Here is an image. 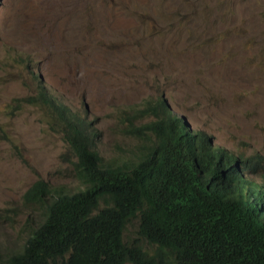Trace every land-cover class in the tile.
<instances>
[{
    "label": "rangeland",
    "instance_id": "rangeland-1",
    "mask_svg": "<svg viewBox=\"0 0 264 264\" xmlns=\"http://www.w3.org/2000/svg\"><path fill=\"white\" fill-rule=\"evenodd\" d=\"M38 83L95 123L105 162L137 144L121 134L119 112L161 98L214 146L264 164V0H0L1 257L41 222L22 206L33 182L82 188L48 112L14 107ZM136 226L135 217L125 240Z\"/></svg>",
    "mask_w": 264,
    "mask_h": 264
},
{
    "label": "trees",
    "instance_id": "trees-1",
    "mask_svg": "<svg viewBox=\"0 0 264 264\" xmlns=\"http://www.w3.org/2000/svg\"><path fill=\"white\" fill-rule=\"evenodd\" d=\"M54 109L85 188L33 183L24 197L42 222L0 264H264V189L247 192L243 179L261 171L258 155L241 161L214 147L158 99L121 111V134L137 144L109 165L85 123L65 105ZM135 217L137 237L125 240Z\"/></svg>",
    "mask_w": 264,
    "mask_h": 264
},
{
    "label": "clouds",
    "instance_id": "clouds-1",
    "mask_svg": "<svg viewBox=\"0 0 264 264\" xmlns=\"http://www.w3.org/2000/svg\"><path fill=\"white\" fill-rule=\"evenodd\" d=\"M39 80V79H38ZM44 90H45V92H46V97H45V99H46V103H44L40 98H39V95H40V93L41 92H43L44 93ZM44 96H45V94H44ZM54 100L56 103H52V102H50L51 100ZM161 99V98H160ZM162 101H165L164 99H161ZM149 103V102H148ZM152 103H154V102H152ZM151 103V104H152ZM165 103H166V101H165ZM23 105H26V106H36V107H40L41 109H43V110H45L46 112H48V117H49V119L51 120V123H50V126H52V127H55L56 128V130L57 131H59L60 133H61V135H62V137H63V140L65 141V143H66V145L68 146V150H69V152H70V154H71V156H72V163H71V167H72V170H71V172H72V174H73V176H74V178L76 179V181H78L80 184H81V186H82V188L81 189H83V188H85V186H84V184L79 180V178H78V176H77V174H76V171H75V166H73V162H74V157H73V154H72V152H71V150H70V145H69V143L65 140V134H64V121H63V118L57 113V111L54 109V107H57V106H62V105H65V106H67L70 110H71V112H72V115L73 116H75L76 118H79L80 120H82L83 121V123H85V125H86V127H87V132H88V134H93L94 136H93V143L94 144H96V148H97V151H98V147H97V136H98V134H97V130H96V128H95V123L93 122V121H89L88 120V118L86 117V116H81L82 115V112H83V110L82 111H80V110H73L72 108H70L68 105H66V104H64L63 102H60V101H58L57 99H55L54 97H52L51 96V94H49V92H48V90L47 89H45V87L44 86H42V85H39V83H38V89H37V93H36V95L35 96H33V97H25V98H21V99H19V100H16L15 101V106L14 107H16V106H19V108L21 107V106H23ZM166 105L169 107V105L166 103ZM14 107H12V108H14ZM169 109H170V113L173 115V116H175L177 119H179L181 122H184V123H187L188 124V122L186 121V119L184 118V117H182V116H178V115H176V114H174L173 113V111L171 110V108L169 107ZM121 111H128L127 109H123V110H121ZM121 111L119 112V115H118V121H119V124H120V128H121ZM147 121V119H145L143 122H146ZM189 125V124H188ZM189 127H190V125H189ZM190 129H191V127H190ZM192 130V129H191ZM192 131H194V132H196V131H200V130H192ZM203 132V131H202ZM122 133V132H121ZM205 133V132H204ZM207 134V133H206ZM208 135V134H207ZM127 136V135H126ZM209 137H211L210 135H208ZM211 140H212V143H213V139H212V137H211ZM213 146H214V144H213ZM214 147H216V146H214ZM217 148H220V147H217ZM220 149H222V148H220ZM222 150H224V149H222ZM226 151V150H225ZM226 152H228V151H226ZM99 153V152H98ZM229 153V152H228ZM231 154V153H230ZM100 155V154H99ZM255 155H257V154H255ZM232 156L233 157H235L236 159H238V160H241V161H244V160H252L251 158H244V159H242V158H240L239 156H236V155H234V154H232ZM253 156V155H252ZM100 157H101V155H100ZM251 157V156H250ZM103 158V157H102ZM260 161H261V158L258 156L257 157ZM104 160V159H103ZM105 162V161H104ZM107 164H109V165H119V164H121V162H119V163H115L114 161H111V162H106ZM261 163H262V161H261ZM263 164V163H262ZM263 168H264V166H262V169H261V171L259 170V172L258 173H249L247 170L246 171H243V179H244V185H245V191H251L252 193L253 192H256V191H258V190H263L264 189V172H263ZM250 176H260L261 177V183L260 184H257V183H254V182H252V181H249L248 180V177H250ZM37 180H42V179H37ZM36 180V181H37ZM35 181V182H36ZM42 181H44V180H42ZM35 182H33V183H35ZM44 182H46V181H44ZM32 183V184H33ZM47 183V182H46ZM31 184V185H32ZM31 185H30V187H31ZM49 186H50V184H48ZM29 187V188H30ZM51 187V186H50ZM28 188V189H29ZM52 189L53 188H57V187H51ZM27 189V190H28ZM58 189H60V188H58ZM81 189H79V190H81ZM26 190V191H27ZM61 190V189H60ZM79 190H77V191H79ZM26 191H25V193H26ZM77 191H75V192H77ZM63 192V191H62ZM25 193H24V195L22 196V206H23V209L25 210V211H29L28 212V215H30V214H35L36 213V211H39V214L42 216L43 215V212H42V210H40V208L41 207H39V208H37L35 205H33V204H31V203H29L28 202V200L26 199V197H24L25 196ZM63 193H65V194H72V193H74V192H72V193H66V192H63ZM41 222H42V219H41ZM40 222V223H41ZM39 224H37L36 223V225H35V227H34V229H32L31 231H30V233H29V235L27 236V238H26V243H27V239H29L30 238V236H31V234H32V232L36 229V227L38 226ZM26 243H25V245H24V247H23V249L25 248V246H26ZM22 249V250H23ZM21 250V251H22ZM20 251V252H21ZM18 253V252H17Z\"/></svg>",
    "mask_w": 264,
    "mask_h": 264
}]
</instances>
